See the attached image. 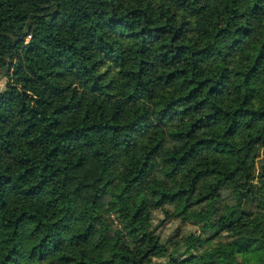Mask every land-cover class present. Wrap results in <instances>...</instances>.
<instances>
[{"label":"trees","instance_id":"1","mask_svg":"<svg viewBox=\"0 0 264 264\" xmlns=\"http://www.w3.org/2000/svg\"><path fill=\"white\" fill-rule=\"evenodd\" d=\"M0 83V264H264V0H0Z\"/></svg>","mask_w":264,"mask_h":264},{"label":"rangeland","instance_id":"2","mask_svg":"<svg viewBox=\"0 0 264 264\" xmlns=\"http://www.w3.org/2000/svg\"><path fill=\"white\" fill-rule=\"evenodd\" d=\"M3 89H4V85L0 83V91H2ZM219 157L223 166H226L227 168H231L235 166V160L233 157L226 154L225 155L220 154Z\"/></svg>","mask_w":264,"mask_h":264}]
</instances>
